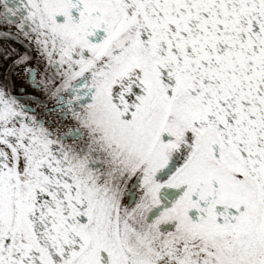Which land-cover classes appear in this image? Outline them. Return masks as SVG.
<instances>
[{
    "label": "snow or ice",
    "instance_id": "snow-or-ice-1",
    "mask_svg": "<svg viewBox=\"0 0 264 264\" xmlns=\"http://www.w3.org/2000/svg\"><path fill=\"white\" fill-rule=\"evenodd\" d=\"M0 264H264V0H0Z\"/></svg>",
    "mask_w": 264,
    "mask_h": 264
}]
</instances>
